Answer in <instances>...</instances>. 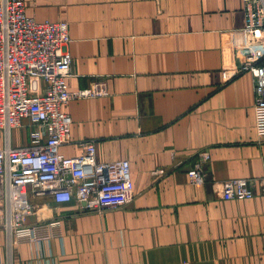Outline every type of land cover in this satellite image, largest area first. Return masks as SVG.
Listing matches in <instances>:
<instances>
[{
	"label": "crops",
	"instance_id": "crops-1",
	"mask_svg": "<svg viewBox=\"0 0 264 264\" xmlns=\"http://www.w3.org/2000/svg\"><path fill=\"white\" fill-rule=\"evenodd\" d=\"M38 21L69 25L72 100L67 156L97 144L99 161L129 160L135 198L87 211L33 198L26 222L62 220L63 237L16 244L0 229V264H264V138L255 76L264 41L244 38L243 0H25ZM33 93L44 82L31 81ZM16 129L12 144L30 142ZM206 181L190 171L198 154ZM248 179L250 200H224L222 184Z\"/></svg>",
	"mask_w": 264,
	"mask_h": 264
},
{
	"label": "built area",
	"instance_id": "built-area-1",
	"mask_svg": "<svg viewBox=\"0 0 264 264\" xmlns=\"http://www.w3.org/2000/svg\"><path fill=\"white\" fill-rule=\"evenodd\" d=\"M243 1L246 24L239 33L264 41V0ZM71 41L67 23L36 20L25 0H0V229L11 249L63 237L60 219L27 224L33 198L51 196L59 205L76 201L99 212L125 207L135 198L129 160L99 161L97 144L89 140L77 142L81 155L61 151L70 144L72 126L65 106L95 95L69 87ZM240 71L255 76L256 128L264 138V63L249 60ZM33 79L44 82L43 93L32 92ZM25 127L31 128L30 142L14 146L13 132ZM198 156L190 176L193 183L203 184L211 155L203 151ZM222 197L250 200L255 192L248 179L236 178L222 184Z\"/></svg>",
	"mask_w": 264,
	"mask_h": 264
}]
</instances>
